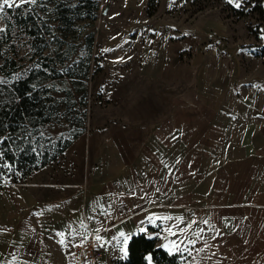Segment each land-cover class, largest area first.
Instances as JSON below:
<instances>
[{
	"label": "rangeland",
	"instance_id": "1",
	"mask_svg": "<svg viewBox=\"0 0 264 264\" xmlns=\"http://www.w3.org/2000/svg\"><path fill=\"white\" fill-rule=\"evenodd\" d=\"M52 1L72 7L83 0H42L45 6L35 8L39 21L52 23ZM97 1L95 21L85 17L84 8L74 10L75 22L63 27L61 54L55 51L58 41H50L54 60L32 55L22 43L14 72H9L11 65L1 68L0 79L9 83L0 87L7 92L17 75L22 78L46 63L57 66L59 74L43 84L46 111L52 117L39 127L51 139L34 137L43 144L42 151L51 154L59 140L73 141L54 160L18 182L5 177L0 189V264H72L75 247L72 255L64 257L56 235L64 232V181L74 190L81 182L84 189L92 188L89 171L93 174L100 168L108 173L110 164L116 166L115 161L96 163L94 157L102 149L108 155L111 146H117L122 157L125 140L140 139L141 124L149 121L146 117L152 109L166 116L176 107L196 105L259 109L251 115L228 116L230 120L250 116L243 119L264 124V55L260 54L264 41L252 10L255 0H245L239 9L226 0ZM6 25V20L0 22V27ZM90 32L94 42L90 73L84 79ZM81 200L70 199V207L78 208ZM87 230L76 232L86 235ZM162 238L159 243L164 245L168 241ZM207 244L209 251L197 256L199 264L242 263L235 246L221 237ZM260 244L262 253L254 264H264V242ZM191 260L187 257L185 264Z\"/></svg>",
	"mask_w": 264,
	"mask_h": 264
},
{
	"label": "crops",
	"instance_id": "2",
	"mask_svg": "<svg viewBox=\"0 0 264 264\" xmlns=\"http://www.w3.org/2000/svg\"><path fill=\"white\" fill-rule=\"evenodd\" d=\"M170 112L172 115L166 116V112L152 109L146 117L149 121L140 123V139H126L120 145L122 157L117 146H111L108 155L104 149L99 151L94 157L96 163L115 161L116 166L111 168L110 164L108 173L100 168L93 174L89 171L91 182L88 175L86 180L92 188L84 189L81 182L74 190L64 181V233L69 244L68 251L64 246V257L73 254L71 245L80 237L68 233L83 231L81 221L91 229L100 227L102 222L108 231L102 230L100 235L110 243L103 247L101 264H114L121 254L112 238L120 231L138 234L141 228L149 237L156 236L155 231L148 230L153 224L147 217L153 214L183 216L186 221L207 219L213 230L199 224L205 232L197 244L211 241L213 236L221 237L235 246L241 264H254L253 259L261 256L264 124L251 118L245 120L250 116L232 117L233 120L228 116L251 115L259 109L196 105L176 107ZM201 147L207 151L205 154ZM70 199H82V203L71 208ZM103 210L110 211L111 216L101 214ZM153 226H160L158 236L166 242L162 229L167 225L156 221Z\"/></svg>",
	"mask_w": 264,
	"mask_h": 264
},
{
	"label": "trees",
	"instance_id": "3",
	"mask_svg": "<svg viewBox=\"0 0 264 264\" xmlns=\"http://www.w3.org/2000/svg\"><path fill=\"white\" fill-rule=\"evenodd\" d=\"M29 7V6H25ZM84 8L85 17L91 21L97 19L99 3L97 0H83L82 4L76 6H64L60 1H52L50 21L46 23L44 20L37 19L36 12L24 14L17 9L11 14V19L6 20V35L0 39V73L1 68L11 65L9 72L15 70V55L22 43L26 45L29 53L38 54L44 58L55 59L50 48V41L57 40L58 46L55 51L61 54L60 50L64 46V25L73 24L76 20L74 10ZM252 10L256 14V26L258 32L263 34L264 41V0H255ZM41 18V17H39ZM18 32L20 36H18ZM93 32H90L87 38L88 53L87 61L83 69L82 77L87 79L90 73V53L93 46ZM6 47V48H5ZM69 51V50H68ZM64 52V50L62 51ZM260 54L264 55V43L261 47ZM70 58V57H69ZM45 68L30 70L20 80L12 83L7 92L0 95V135H11L15 142L8 141L3 145L4 159L2 162L11 165V170L0 168V189L5 183V177H12V182H18L19 179L25 178L34 171L47 165L67 149L73 139L57 142V150L52 154L49 150H43L35 138L37 143L33 145V137L39 136V127L51 119L52 115L47 113V100L44 99L45 89L43 85L52 77L57 76L60 71L56 67H50V63H46ZM50 68V69H48ZM54 72L55 74H53ZM59 76V75H58ZM73 76V75H71ZM84 95L86 89L83 88ZM31 93V95H29ZM50 98V97H49ZM27 131L32 132V136L27 135ZM80 132V131H79ZM79 132L75 133L74 138L79 136ZM36 147V151H32V147ZM148 230L160 232V226H148ZM159 236L149 237L146 232L135 234L128 244V256L126 259L118 258L114 264H147L146 257L151 254L154 257L153 264H181V257L177 254L170 256L167 251L161 247Z\"/></svg>",
	"mask_w": 264,
	"mask_h": 264
},
{
	"label": "snow or ice",
	"instance_id": "4",
	"mask_svg": "<svg viewBox=\"0 0 264 264\" xmlns=\"http://www.w3.org/2000/svg\"><path fill=\"white\" fill-rule=\"evenodd\" d=\"M173 3H175V0H172ZM227 3L233 4L234 7L237 9L242 7V3L245 2V0H226ZM30 6V7H25ZM45 5L42 3V0H0V22H3L7 19H11V14L15 12V10L19 9L24 14H31V12L35 11L36 7H44ZM171 6V5H170ZM6 35V28L0 27V39H2ZM104 51H108V49H105ZM123 59V58H121ZM37 68L40 67L39 64L36 65ZM16 80H20L21 77L17 75L15 77ZM9 81L0 79V86L8 84ZM256 87H259V85H255ZM48 87H52V85H49ZM3 94V88L0 87V95ZM31 95V93H29ZM2 101H0V105H2ZM2 127H7L6 125H0ZM40 138H47L51 139L50 136H47L45 130H38ZM27 135L29 137L32 136L31 131H27ZM59 138V136L57 137ZM12 141L15 142L14 138L11 135H0V168H7L11 170V165L8 163L2 162L4 159V149L3 145H5L6 142ZM37 143L35 137H33V145ZM40 147L43 148V144H40ZM32 151H36V147H32ZM3 173H0V176H2ZM157 192L160 191L159 188L156 189ZM135 195V192L132 193ZM147 195V194H145ZM154 202V201H153ZM100 207L103 209V206L100 205ZM110 207V206H109ZM139 207V206H136ZM42 214V213H41ZM105 216H111V212L107 210H103L102 213ZM87 219L92 220L94 217H88ZM147 220L149 223L156 225V221H162L166 227H163L162 231L166 233V236L164 237L165 240L168 242L161 247H163L167 253L170 256L179 255L181 257V264H185L187 261V257H192V260L188 262V264H199V261L197 260V256H199L200 253L205 252V250L209 247L207 242H204L203 247L196 248V245L198 241H200L203 237L202 234L205 232V228L200 227L199 224L207 225L208 230H213V226L209 224V221L207 219H203L201 221H197L196 219H192L191 221H186L185 217L183 216H175L172 215H149L147 217ZM169 221H172L173 223L168 224ZM144 221H141V224H143ZM181 225H184L181 227ZM195 226V227H194ZM80 227L87 230V225L84 224L83 221L80 223ZM108 231V229L103 228V224L101 222L100 227H96L92 229L93 232H95L94 239L98 242H100L99 246L104 247L110 241H106L101 235V231ZM139 231L144 232L146 231L145 228L139 229ZM60 237L59 243L65 247H68L69 244L66 243V237L64 232H58L56 234ZM69 236H80V242L76 244H72V247H82L84 243H86L89 239V236H85L82 232H70L68 233ZM135 235V233H129L126 234L124 231H120L118 233V236H114L112 240L115 241V246L117 247L118 251L121 253V258L126 259L128 256V244L132 237ZM159 235V233H157ZM216 235H219V232L216 233ZM168 237H179L178 240H168ZM212 239H215V236L212 237ZM195 252V255L193 254ZM186 254V255H185ZM215 255V253H213ZM210 258V257H208ZM154 257L149 254L146 257L147 264H153Z\"/></svg>",
	"mask_w": 264,
	"mask_h": 264
},
{
	"label": "built area",
	"instance_id": "5",
	"mask_svg": "<svg viewBox=\"0 0 264 264\" xmlns=\"http://www.w3.org/2000/svg\"><path fill=\"white\" fill-rule=\"evenodd\" d=\"M85 236H89V239L82 247H75L72 264H99L104 256V249L94 239L95 232L92 229H88Z\"/></svg>",
	"mask_w": 264,
	"mask_h": 264
}]
</instances>
